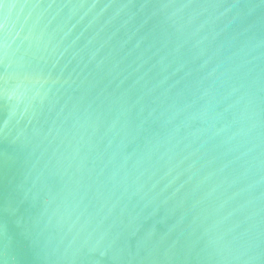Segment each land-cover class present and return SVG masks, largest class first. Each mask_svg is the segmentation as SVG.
<instances>
[{
  "label": "water",
  "instance_id": "1",
  "mask_svg": "<svg viewBox=\"0 0 264 264\" xmlns=\"http://www.w3.org/2000/svg\"><path fill=\"white\" fill-rule=\"evenodd\" d=\"M0 264H264V0H0Z\"/></svg>",
  "mask_w": 264,
  "mask_h": 264
}]
</instances>
